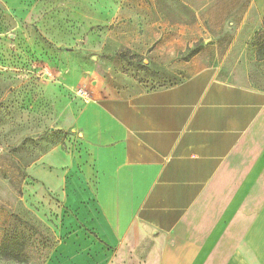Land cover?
<instances>
[{"label":"rangeland","instance_id":"374dc122","mask_svg":"<svg viewBox=\"0 0 264 264\" xmlns=\"http://www.w3.org/2000/svg\"><path fill=\"white\" fill-rule=\"evenodd\" d=\"M263 20L264 0H0V244L26 236L22 262L0 264H111L119 248L91 224L78 115L212 66L264 89Z\"/></svg>","mask_w":264,"mask_h":264},{"label":"crops","instance_id":"0c3cea01","mask_svg":"<svg viewBox=\"0 0 264 264\" xmlns=\"http://www.w3.org/2000/svg\"><path fill=\"white\" fill-rule=\"evenodd\" d=\"M249 76L205 67L84 106L91 224L119 248L111 264H264V89Z\"/></svg>","mask_w":264,"mask_h":264},{"label":"trees","instance_id":"16d2710c","mask_svg":"<svg viewBox=\"0 0 264 264\" xmlns=\"http://www.w3.org/2000/svg\"><path fill=\"white\" fill-rule=\"evenodd\" d=\"M263 30H264V20H263ZM258 59L264 62V43L259 45L258 48ZM18 233L16 235L7 234L0 244V260L12 261L15 263L22 262L25 253V239L26 236Z\"/></svg>","mask_w":264,"mask_h":264},{"label":"built area","instance_id":"2783aa9c","mask_svg":"<svg viewBox=\"0 0 264 264\" xmlns=\"http://www.w3.org/2000/svg\"><path fill=\"white\" fill-rule=\"evenodd\" d=\"M36 77L39 79H43V78H49L50 77V73L48 72L47 69L45 68H40L36 71Z\"/></svg>","mask_w":264,"mask_h":264}]
</instances>
